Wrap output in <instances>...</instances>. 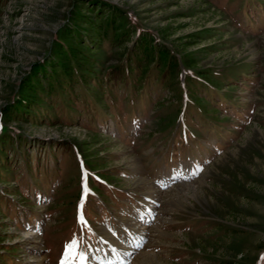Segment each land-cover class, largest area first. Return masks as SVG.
I'll list each match as a JSON object with an SVG mask.
<instances>
[{
  "label": "rangeland",
  "instance_id": "obj_1",
  "mask_svg": "<svg viewBox=\"0 0 264 264\" xmlns=\"http://www.w3.org/2000/svg\"><path fill=\"white\" fill-rule=\"evenodd\" d=\"M65 259L264 264V0H0V264Z\"/></svg>",
  "mask_w": 264,
  "mask_h": 264
},
{
  "label": "trees",
  "instance_id": "obj_2",
  "mask_svg": "<svg viewBox=\"0 0 264 264\" xmlns=\"http://www.w3.org/2000/svg\"><path fill=\"white\" fill-rule=\"evenodd\" d=\"M111 26V25H110ZM98 32V31H97ZM91 47L92 46H88L86 49H87V51H90V53H91V51L93 52V50L91 49ZM82 53V58L81 59H83L84 61L82 62V66H87V65H89V58H88V56H86L85 55V53L84 52H81ZM139 67H140V65H139ZM90 67L87 69V70H85V71H87V72H90ZM75 70H78V68L76 67L75 68ZM121 71V73H124V72H127L128 74L130 73V68H127V69H125V70H123V72H122V69L120 70ZM71 72H73L72 70H70V71H68V73H69V78H65L64 80H62V84L64 85V86H66L65 87V89L64 90H68V89H70L71 90V88H72V82H73V79L71 78V76H72V73ZM68 80V81H67ZM52 89V88H51ZM65 92V91H64ZM216 112H218L217 110H216ZM179 122V121H178ZM179 125H180V122L178 123ZM182 124H183V126L184 127H187V121H186V117L185 118H183V121H182ZM181 130H182V127H181ZM187 133H190V128H189V126H188V128H187ZM186 133V134H187ZM191 134V133H190ZM189 134V135H190Z\"/></svg>",
  "mask_w": 264,
  "mask_h": 264
},
{
  "label": "snow or ice",
  "instance_id": "obj_3",
  "mask_svg": "<svg viewBox=\"0 0 264 264\" xmlns=\"http://www.w3.org/2000/svg\"><path fill=\"white\" fill-rule=\"evenodd\" d=\"M78 244H79L78 241H73L72 243L66 246V251L69 257H71L73 252H75L78 249ZM63 264H68V259H65Z\"/></svg>",
  "mask_w": 264,
  "mask_h": 264
},
{
  "label": "bare ground",
  "instance_id": "obj_4",
  "mask_svg": "<svg viewBox=\"0 0 264 264\" xmlns=\"http://www.w3.org/2000/svg\"><path fill=\"white\" fill-rule=\"evenodd\" d=\"M133 246H134V244H132ZM122 252H123V250H122Z\"/></svg>",
  "mask_w": 264,
  "mask_h": 264
}]
</instances>
